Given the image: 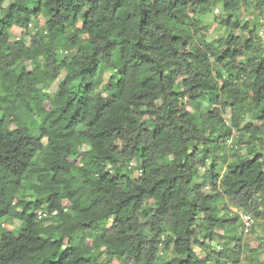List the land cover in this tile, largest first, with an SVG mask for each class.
<instances>
[{
	"label": "trees",
	"instance_id": "16d2710c",
	"mask_svg": "<svg viewBox=\"0 0 264 264\" xmlns=\"http://www.w3.org/2000/svg\"><path fill=\"white\" fill-rule=\"evenodd\" d=\"M253 3L0 0V264L240 262L238 212L264 215V154L228 163L223 175L216 162L203 168L200 148L222 156L234 131L249 134V145L264 142L244 120L264 122V50L233 19ZM215 7L227 15L223 26L248 39L231 34L217 51L197 44L186 13ZM38 16L45 23L32 34ZM253 52L263 55L247 58ZM203 98L215 102L205 113L181 103ZM136 169L142 176L131 178ZM3 221L20 222L18 233ZM219 231L233 246L200 258L195 247L207 250Z\"/></svg>",
	"mask_w": 264,
	"mask_h": 264
},
{
	"label": "rangeland",
	"instance_id": "374dc122",
	"mask_svg": "<svg viewBox=\"0 0 264 264\" xmlns=\"http://www.w3.org/2000/svg\"><path fill=\"white\" fill-rule=\"evenodd\" d=\"M259 0H254L253 5L248 8H241L237 12L233 14V19L235 22H239L241 26H244L246 23H248L249 29L254 31L255 35V42L259 43L264 50V38L261 37L260 32H264V6L257 7ZM216 9L219 10V12H216ZM227 15L222 12L221 7H215L213 11H209L207 14H202L199 10L193 11L192 9H189L186 13V22L190 21V29L192 30L194 40L197 44H200L203 42V40H206L207 42H215L214 49L217 51L218 49H223V46L221 47L220 41L222 39H225L229 35L233 34L236 37L241 38L242 41L248 39L249 35L247 32H243L242 30H235L231 32V29L226 28L221 23L223 19H225ZM45 23V19L42 16L33 17L30 31L32 34L36 33L38 30H42ZM81 23H79V28L81 27ZM182 28V27H180ZM22 35L21 31L14 30L13 36L14 38H20ZM27 42L30 41L29 35L25 36ZM86 38V37H83ZM259 55H263L262 53H252L247 54V58L257 57ZM242 62L244 59L241 60ZM32 66L29 67L31 69ZM219 69L224 73L225 77H228V68H223V66L219 67ZM112 75V71H106L104 74V81H108V78ZM247 76V75H246ZM58 80H62V77ZM239 85H243L241 81H238ZM176 89L180 90V83L176 85ZM58 91V82L54 83L49 87L48 89L44 90L43 96L44 98L48 99L52 95H54ZM182 105L185 107L186 111H189L190 113H198V112H207L212 110V108L215 105V102L209 98H203L198 103H196L193 106L187 105V100L183 99L181 100ZM147 120V118H145ZM224 119L227 123H230L231 120V114L228 111L224 115ZM245 123H251L254 124L257 128H259L261 131H264V122L258 121L254 114L248 113L245 115ZM146 127L148 129L153 128V123L150 122V120H147ZM234 145L238 146V149L231 148L229 146H226V149L224 151V154L220 156L218 153L210 147V144L208 143L207 147L202 146L201 152V158H207L206 165L203 166V168H207L212 163L216 162L218 169H222L223 175H225L227 165L228 163H231L233 161H237L240 157H243L245 155H254L256 152H261L264 154V142H262L261 139H258L255 143L249 145V139L250 135L247 133H242L238 131H234L232 136ZM225 157V161L223 159ZM123 173V172H122ZM128 175L131 178L138 177V174L134 172H131V174L128 173ZM27 191L29 189V186L25 184L24 186ZM222 193H225V190L223 187L220 188ZM225 199L227 201V197L225 196ZM33 206V205H32ZM155 208V204L153 202H149L145 208L148 215L152 209ZM220 210L219 213L223 216L227 212L223 211V205L220 204ZM41 211V210H40ZM233 212H237L236 209L232 208ZM43 212V211H41ZM264 212V208H263ZM4 226L10 230H13L14 233H18V228L20 227L21 223L16 222H5L3 221ZM239 229H240V223H239ZM219 234H217V237L212 242H205V245L207 247V250L202 247H195L196 252L199 255L200 258L206 257V251L208 252H218L225 248V246L232 247L234 242H231L228 239V232L227 231H219ZM241 244L244 250V254L238 264H251V261H253L254 264H264V215L260 219L255 220V224L253 225L251 232L247 235L239 234ZM168 234H166V237ZM150 237V236H149ZM202 239V237H201ZM164 246L162 245L160 247V250H162ZM247 256V257H246ZM170 259V252L168 255H166L165 260ZM214 264V261H212Z\"/></svg>",
	"mask_w": 264,
	"mask_h": 264
},
{
	"label": "built area",
	"instance_id": "2783aa9c",
	"mask_svg": "<svg viewBox=\"0 0 264 264\" xmlns=\"http://www.w3.org/2000/svg\"><path fill=\"white\" fill-rule=\"evenodd\" d=\"M216 12L218 13L219 10L216 9ZM260 35H261V37L264 38V32L263 31L260 32ZM226 146H229L231 148L238 149V146L237 145H234V142H233V139L232 138H230L227 141ZM135 166H136V162L135 161H132L130 163V167H135ZM135 173L138 174V177H141L142 174H143V170L142 169H136L135 170ZM237 212H238V210H237ZM238 213H239V216H240V222H239L240 223V233L241 234H244V235H247V234H249L251 232V229H252L253 225L255 224V220L256 219L251 214L244 213V212H238ZM37 214H38V217L39 218H46V217H48V214L45 213V212L38 211ZM56 214H57V212H53L52 213V215H56Z\"/></svg>",
	"mask_w": 264,
	"mask_h": 264
}]
</instances>
